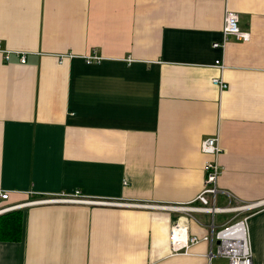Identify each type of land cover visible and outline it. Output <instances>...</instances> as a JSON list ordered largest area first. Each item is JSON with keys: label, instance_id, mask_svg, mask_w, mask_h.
Here are the masks:
<instances>
[{"label": "crops", "instance_id": "crops-1", "mask_svg": "<svg viewBox=\"0 0 264 264\" xmlns=\"http://www.w3.org/2000/svg\"><path fill=\"white\" fill-rule=\"evenodd\" d=\"M226 8L250 39L215 47ZM217 133L218 203L264 199V0H0V203H21L0 215L22 214L0 264H204L173 239L210 215L162 205L201 191ZM75 189L122 203H28ZM247 221L264 264V205Z\"/></svg>", "mask_w": 264, "mask_h": 264}, {"label": "built area", "instance_id": "built-area-1", "mask_svg": "<svg viewBox=\"0 0 264 264\" xmlns=\"http://www.w3.org/2000/svg\"><path fill=\"white\" fill-rule=\"evenodd\" d=\"M230 37H234L237 40L246 41L250 39V32L240 27L237 12L226 8L221 29V39L213 41L212 46L224 47ZM19 56L20 61L24 62V53H21ZM83 56L86 62L99 61L103 58V56L100 55L96 49H93L90 53H87ZM5 58L8 59L7 53ZM126 59L130 60V57H127ZM214 65L219 69H222L225 66L221 59H215ZM212 82L220 89L227 87V82L222 77H213ZM200 150L210 156L204 161L202 166L204 178L201 191L192 201H190V203L162 206L173 210L185 211L189 214L194 212L207 213L210 215V221L208 223V227L210 229L203 235H197L194 233L190 234L184 241H182L180 238H174V247L179 248L182 244H186L185 246H188L189 244L204 240L210 245L209 250L205 253L206 261L204 264H254L253 251L249 240L247 219L251 212L264 205V199L253 201L238 200L236 203L228 202L226 204H219L217 201V195L221 189L218 186V178L222 168L218 161V155L221 151L218 133L205 136L201 140ZM8 194V190L0 189V202L3 199L8 198ZM39 201L122 203L120 201L113 200L92 199L82 194L79 189H75L72 193L61 194L58 197L35 199L31 202L29 201L28 203ZM20 205L21 203L9 205L0 203V212L13 209ZM144 205L149 206V204ZM226 212H232L233 215L223 223L217 225L215 223V214ZM174 226L177 228L179 227V224L177 223ZM213 244H215L214 249L212 247ZM215 257L223 258L225 261L215 262Z\"/></svg>", "mask_w": 264, "mask_h": 264}, {"label": "trees", "instance_id": "trees-1", "mask_svg": "<svg viewBox=\"0 0 264 264\" xmlns=\"http://www.w3.org/2000/svg\"><path fill=\"white\" fill-rule=\"evenodd\" d=\"M22 214L20 210L8 211L0 215V237L18 239L21 236Z\"/></svg>", "mask_w": 264, "mask_h": 264}]
</instances>
